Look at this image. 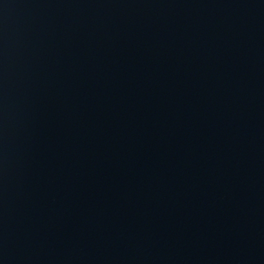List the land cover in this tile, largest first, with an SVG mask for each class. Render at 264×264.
I'll return each mask as SVG.
<instances>
[{
    "label": "water",
    "instance_id": "1",
    "mask_svg": "<svg viewBox=\"0 0 264 264\" xmlns=\"http://www.w3.org/2000/svg\"><path fill=\"white\" fill-rule=\"evenodd\" d=\"M0 264H264V0H0Z\"/></svg>",
    "mask_w": 264,
    "mask_h": 264
}]
</instances>
